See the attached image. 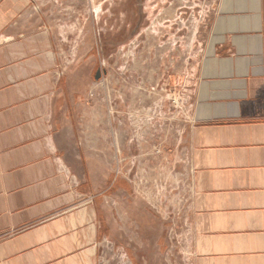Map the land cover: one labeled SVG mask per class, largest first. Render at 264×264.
<instances>
[{
  "label": "crops",
  "instance_id": "0c3cea01",
  "mask_svg": "<svg viewBox=\"0 0 264 264\" xmlns=\"http://www.w3.org/2000/svg\"><path fill=\"white\" fill-rule=\"evenodd\" d=\"M21 4L0 0V264H100L111 184L94 191L63 145L56 36ZM197 63L191 264H264V0H216ZM138 211L132 263L168 264L166 231Z\"/></svg>",
  "mask_w": 264,
  "mask_h": 264
},
{
  "label": "rangeland",
  "instance_id": "374dc122",
  "mask_svg": "<svg viewBox=\"0 0 264 264\" xmlns=\"http://www.w3.org/2000/svg\"><path fill=\"white\" fill-rule=\"evenodd\" d=\"M20 6L56 36L55 116L63 145L73 155L78 147L72 161L89 167L94 191L111 184L103 196L100 264H133L128 248L136 232L147 230L138 209L156 214L152 231H166L168 264H191L189 105L216 0H23Z\"/></svg>",
  "mask_w": 264,
  "mask_h": 264
},
{
  "label": "water",
  "instance_id": "95a60500",
  "mask_svg": "<svg viewBox=\"0 0 264 264\" xmlns=\"http://www.w3.org/2000/svg\"><path fill=\"white\" fill-rule=\"evenodd\" d=\"M100 76H101V69H98L95 74V77L98 79Z\"/></svg>",
  "mask_w": 264,
  "mask_h": 264
}]
</instances>
